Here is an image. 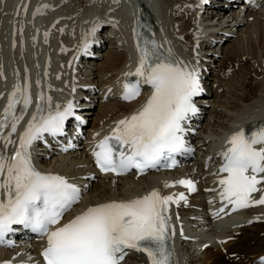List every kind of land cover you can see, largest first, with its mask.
Listing matches in <instances>:
<instances>
[{"label":"bare ground","instance_id":"obj_1","mask_svg":"<svg viewBox=\"0 0 264 264\" xmlns=\"http://www.w3.org/2000/svg\"><path fill=\"white\" fill-rule=\"evenodd\" d=\"M138 1L143 2L142 12L138 18L133 19L132 29L149 28L148 34L153 40L154 35L163 29L167 34L162 37L165 44L161 45L160 51L163 54L180 64L184 60L189 63V59L197 58L206 67L203 69V74L211 81L208 90L212 91V95L209 99L203 98L199 102L203 104L202 109L207 110L209 116L200 115L195 119L194 124L197 128L196 135L193 136L197 137L198 143L204 144L205 149L199 148L197 153L203 154L204 159L188 166L185 171L153 173L141 178L133 174L124 177L99 175L92 166L89 146L98 136L106 135L107 129L116 126L119 120L141 109L147 99L122 103L116 94L118 81L126 74L125 69L131 58V52L126 44L129 34L127 37L121 27L123 24L118 15L123 9L118 1L54 0L51 6L49 5L50 8L44 7L41 12L47 13L49 17L60 14L57 25L62 24L67 28L58 29L61 37L60 52L49 49L47 55L52 61L58 57L63 64L57 71L55 79H58L59 75L61 80L70 82V90L75 88L80 91L74 98L82 99L76 104H82L85 108L79 111L87 116L88 127L85 129V140L78 145L77 150L64 154L54 150L50 159L46 158V153L41 156L42 151H38L36 160L52 173L87 184L84 207L140 195L156 187L178 192L181 191L179 187L172 188L165 185L174 184L183 176L194 177L199 182L196 194L188 195L187 207L184 203H179L176 207L177 213L183 218V229L186 232L179 235L182 262L184 264L256 263L264 258V205L250 207L231 220L227 217L224 220L215 218L214 214L217 210L214 211L213 208L217 199L214 193L216 183L212 182L215 179V172L212 171L211 163L215 160L214 150L218 148L222 138L238 128L264 126V0H261L260 7L249 5L246 8L242 3L241 9H234L236 3H229L230 12L219 5L223 0H216L214 3L219 6L211 5L202 18L195 10V0ZM7 3L8 0H0V40L15 38L36 20L35 17L24 21H20L18 16L12 18L7 13ZM33 13L38 14L40 11ZM8 17L12 18L8 22L15 30V34L10 26L5 29V23L2 24ZM106 17L111 23L110 31L106 34H113L114 37L109 39L107 35H101L104 42L99 49H106L107 43L110 44L105 53L101 50L97 52L104 60L101 61L99 58L82 65L83 60L79 61L78 54L83 49L78 48L73 38L77 32H80L82 23L87 19L91 21L89 24L92 27L91 33L98 36L97 20ZM233 27H237L236 33L233 32ZM228 39L232 41L226 44L225 41ZM14 41L17 42V46L14 50L10 48L12 54L21 53L23 43L19 38ZM85 42L83 41L82 45ZM29 43L35 45L31 34ZM171 43L178 51L174 50ZM170 46L173 49H170ZM35 61L39 62V59ZM35 61H32V69L38 79L43 75L39 64H35ZM233 61H242V69L239 73L229 70V65ZM19 64L21 63L13 59L12 65L16 74ZM25 75L23 74L22 77ZM19 78L18 75V80ZM248 80L253 82V92L245 95L243 92L249 87ZM50 81L40 93L43 92L48 97L50 94L54 96L56 92L60 94L62 87L65 91L64 85L56 86L58 80ZM31 83H33L32 78ZM237 90L239 92H236ZM94 102L99 103L98 109L91 108ZM254 122L256 123L251 125ZM23 124L22 121L21 125ZM1 149L6 150L4 145ZM207 159H210L208 170L205 164ZM259 187L264 188V184ZM181 192L186 193V191ZM261 196H264V191L256 195L255 199ZM232 221L239 223L230 225L229 222ZM244 221L248 222L240 224ZM15 233L19 235L21 231ZM184 236L188 239L182 240ZM18 238L19 241L14 248L0 250V262L37 263L40 254L39 240L29 242L26 237ZM124 264H145V260L141 253H132Z\"/></svg>","mask_w":264,"mask_h":264},{"label":"snow or ice","instance_id":"obj_2","mask_svg":"<svg viewBox=\"0 0 264 264\" xmlns=\"http://www.w3.org/2000/svg\"><path fill=\"white\" fill-rule=\"evenodd\" d=\"M87 47L85 43V53ZM137 47L138 66L126 75L142 80L125 83L122 99L138 98L141 83L150 85L152 94L141 109L119 120L112 135L93 153L102 172L118 176L133 169L143 174L157 168L162 160H171L175 153L191 152L184 139L185 125L198 113L195 98L203 91L195 67L182 66L166 56L148 36L142 37ZM39 101L14 154L9 156L0 149V241L13 231V225H23L46 236L47 246L42 252L46 264H121L126 250L146 253L150 264H174L169 244L174 229L168 211L170 204L186 201L183 193L164 196L153 190L134 199L100 203L61 224L80 201L81 189L63 176L37 170L31 148L45 133L63 135L65 121L74 116V105H56L53 111L52 98L43 92ZM31 104L30 84L18 83L0 116V144L5 148L16 143L11 135ZM17 105H22L19 114ZM6 128H10L7 134ZM112 140L115 145L109 143ZM124 146L128 147L127 154ZM223 157L220 171L227 175L219 180L221 200L233 205V210L264 205V196L252 197L264 191L258 187L264 184V126L251 133H234ZM176 183L195 191L191 180ZM54 225L57 227L52 230Z\"/></svg>","mask_w":264,"mask_h":264},{"label":"rangeland","instance_id":"obj_3","mask_svg":"<svg viewBox=\"0 0 264 264\" xmlns=\"http://www.w3.org/2000/svg\"><path fill=\"white\" fill-rule=\"evenodd\" d=\"M235 9V8H234ZM231 11V9H229V11L228 12H230ZM225 13V12H224ZM231 28V27H230ZM233 32L234 33H236L237 32V27L235 28V27H233ZM229 39L227 40V41H225L226 42V44L227 43H229ZM231 41H232V39H231ZM230 41V42H231ZM226 44L224 45V47L226 46ZM109 47H110V44L108 43L107 44V48L106 49H104L103 50V52L102 53H105L106 51H108V49H109ZM219 53H220V51H219ZM104 60V58H101V61H103ZM241 63H242V61H233L232 63H231V65H229V70L230 71H237V73H239L240 72V70L242 69V65H241ZM246 65H247V63H245ZM237 65V66H236ZM219 69V68H218ZM219 71H220V69H219ZM240 77V76H239ZM250 79V78H249ZM248 85H249V87L246 89V91H244L243 93H245V95H248V94H250L251 92H253V82H251V80H248ZM236 92H239L238 90L236 91ZM92 101H94V99L92 100ZM94 105H95V109H98V106H99V103H97V102H94L93 103V106H92V108L94 107ZM96 111V110H95ZM208 114V116H209V113H207ZM208 116H204V117H208Z\"/></svg>","mask_w":264,"mask_h":264}]
</instances>
